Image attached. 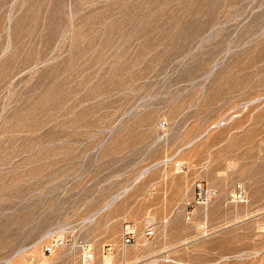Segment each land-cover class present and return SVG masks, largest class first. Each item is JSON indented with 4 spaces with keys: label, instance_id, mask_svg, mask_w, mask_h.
I'll list each match as a JSON object with an SVG mask.
<instances>
[{
    "label": "rangeland",
    "instance_id": "374dc122",
    "mask_svg": "<svg viewBox=\"0 0 264 264\" xmlns=\"http://www.w3.org/2000/svg\"><path fill=\"white\" fill-rule=\"evenodd\" d=\"M81 244L264 264V0H0V264Z\"/></svg>",
    "mask_w": 264,
    "mask_h": 264
},
{
    "label": "built area",
    "instance_id": "2783aa9c",
    "mask_svg": "<svg viewBox=\"0 0 264 264\" xmlns=\"http://www.w3.org/2000/svg\"><path fill=\"white\" fill-rule=\"evenodd\" d=\"M154 235V228L151 226H147L144 228L142 239L145 241H149ZM137 236L134 232L133 226L128 223H124L122 230H121V244L123 246L128 245H135L137 243ZM81 258L80 264H95V255L94 253L88 248L87 245L81 244ZM110 250L109 246H106L105 253H108ZM157 264H171L170 261L164 260Z\"/></svg>",
    "mask_w": 264,
    "mask_h": 264
},
{
    "label": "bare ground",
    "instance_id": "6f19581e",
    "mask_svg": "<svg viewBox=\"0 0 264 264\" xmlns=\"http://www.w3.org/2000/svg\"><path fill=\"white\" fill-rule=\"evenodd\" d=\"M118 196H119V195H118ZM118 196H117V197H118ZM115 197H116V196H115ZM119 197H120V196H119ZM112 199L114 200L115 198H112ZM108 257H109V256H105L104 258H108Z\"/></svg>",
    "mask_w": 264,
    "mask_h": 264
}]
</instances>
